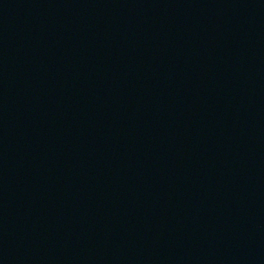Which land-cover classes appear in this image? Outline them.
I'll list each match as a JSON object with an SVG mask.
<instances>
[{
	"label": "water",
	"instance_id": "water-1",
	"mask_svg": "<svg viewBox=\"0 0 264 264\" xmlns=\"http://www.w3.org/2000/svg\"><path fill=\"white\" fill-rule=\"evenodd\" d=\"M0 264H264V0H0Z\"/></svg>",
	"mask_w": 264,
	"mask_h": 264
}]
</instances>
